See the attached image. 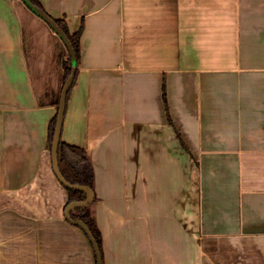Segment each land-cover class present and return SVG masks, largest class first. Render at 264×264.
Returning a JSON list of instances; mask_svg holds the SVG:
<instances>
[{"label": "crops", "instance_id": "1", "mask_svg": "<svg viewBox=\"0 0 264 264\" xmlns=\"http://www.w3.org/2000/svg\"><path fill=\"white\" fill-rule=\"evenodd\" d=\"M38 1L83 26L62 140L92 165L104 264H264V0ZM68 60L0 0V264H97L52 162Z\"/></svg>", "mask_w": 264, "mask_h": 264}, {"label": "trees", "instance_id": "2", "mask_svg": "<svg viewBox=\"0 0 264 264\" xmlns=\"http://www.w3.org/2000/svg\"><path fill=\"white\" fill-rule=\"evenodd\" d=\"M30 1L34 5L43 9L42 5L40 4L38 0H30ZM54 20L57 22V24L61 27V29L69 37L73 45V48L75 50V53L77 55V61L79 64L80 57H81L80 38H81L83 26L80 28V30L77 33L72 35L69 32L68 26L65 22H63L62 20H58V19H54ZM67 65L68 67H67L66 78L68 79V77L70 76L72 72V59L70 55H69V60H68ZM164 100H165V107H166V114H167L168 122L171 126H174L171 115H170L166 89H164ZM56 125H57V116L53 119L50 125V138L49 139H50L51 146H52L53 139H54ZM177 136L183 143V139L180 136L179 132H177ZM59 163H60L61 173L67 182L71 183L72 185H80V186L89 185L94 190L93 168H92L90 160L84 149L76 147V146H70L66 144L65 142H63L62 140L60 144V149H59ZM67 192H68L67 206L73 202H81L86 199V195L83 194L82 192L69 190V189H67ZM95 201H96V197H95L94 202ZM90 207L91 205L87 208L74 211L72 213V217L75 219H81L88 226V228L92 232L94 238L96 239L99 245L102 258H103V264H104L102 235L97 226L96 219L90 210Z\"/></svg>", "mask_w": 264, "mask_h": 264}, {"label": "water", "instance_id": "3", "mask_svg": "<svg viewBox=\"0 0 264 264\" xmlns=\"http://www.w3.org/2000/svg\"><path fill=\"white\" fill-rule=\"evenodd\" d=\"M22 1L36 16H38L43 21H45L52 28V30L61 38V40L64 42L65 46L67 47L69 55L72 59V72L68 77L65 86L63 88L61 104L57 115V125L52 143V162H53L55 175L57 176L58 180L65 188L69 190L82 192L83 194L86 195V199L84 201L73 202L67 206L65 210V217L69 223L82 229L86 233L94 248L97 258V264H103V258L99 245L96 239L94 238L92 232L81 219H75L72 217V213L74 211L87 208L93 204L96 197L95 192L93 188L89 185H84V186L72 185L71 183L67 182L61 173L60 163H59V149L62 141L63 127L67 112L68 97L71 90L74 87L78 73L77 55L67 34L61 29V27L57 24V22L44 9L34 5L30 0H22Z\"/></svg>", "mask_w": 264, "mask_h": 264}]
</instances>
